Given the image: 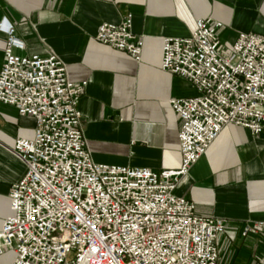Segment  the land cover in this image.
<instances>
[{
  "label": "built area",
  "instance_id": "2783aa9c",
  "mask_svg": "<svg viewBox=\"0 0 264 264\" xmlns=\"http://www.w3.org/2000/svg\"><path fill=\"white\" fill-rule=\"evenodd\" d=\"M222 26L200 18L189 36L163 39L161 68L189 80L196 94L170 101L181 121L179 169L155 171L95 162L78 108L84 83L70 79L56 53H15L24 43L12 23H1L0 102L36 125L33 137L15 141L26 171L11 189L0 255L14 251L13 264H219L226 223L197 213L179 183L225 126L264 131V36L240 32L225 51ZM132 28L128 14L101 24L96 38L140 61L144 37Z\"/></svg>",
  "mask_w": 264,
  "mask_h": 264
},
{
  "label": "crops",
  "instance_id": "0c3cea01",
  "mask_svg": "<svg viewBox=\"0 0 264 264\" xmlns=\"http://www.w3.org/2000/svg\"><path fill=\"white\" fill-rule=\"evenodd\" d=\"M128 14L133 32L144 37L140 61L96 38L101 24H119ZM200 18L223 24L225 51L240 32L264 36V0H0V25L12 23L24 43L15 53H56L70 79L84 83L78 108L93 160L155 171L179 169L181 121L170 101L196 94L189 80L161 68L162 42L189 36ZM6 40L0 28V71ZM35 125L0 102V230L12 213V186L26 171L15 141L33 137ZM177 193L197 213L225 221L219 264H264V131L225 126ZM248 225L257 228L243 234ZM15 256L6 251L0 264H13Z\"/></svg>",
  "mask_w": 264,
  "mask_h": 264
},
{
  "label": "rangeland",
  "instance_id": "374dc122",
  "mask_svg": "<svg viewBox=\"0 0 264 264\" xmlns=\"http://www.w3.org/2000/svg\"><path fill=\"white\" fill-rule=\"evenodd\" d=\"M184 85H186V83L183 81V82H180V86L182 87V86H184Z\"/></svg>",
  "mask_w": 264,
  "mask_h": 264
}]
</instances>
